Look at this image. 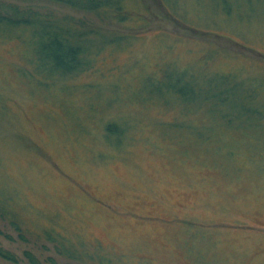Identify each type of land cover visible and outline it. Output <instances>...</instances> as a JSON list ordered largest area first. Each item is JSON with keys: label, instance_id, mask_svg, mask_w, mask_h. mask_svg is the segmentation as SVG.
I'll return each instance as SVG.
<instances>
[{"label": "rangeland", "instance_id": "374dc122", "mask_svg": "<svg viewBox=\"0 0 264 264\" xmlns=\"http://www.w3.org/2000/svg\"><path fill=\"white\" fill-rule=\"evenodd\" d=\"M26 1L117 37L99 48L96 36L92 70L63 79L31 71L29 50L0 38V247L16 259L0 264H29L26 251L72 262L46 232L107 264H264V167L241 158L248 145L264 155V126L222 119L238 103L264 114V0H124L120 24ZM179 72L240 87L209 112L156 88ZM110 122L122 129L111 143Z\"/></svg>", "mask_w": 264, "mask_h": 264}, {"label": "trees", "instance_id": "16d2710c", "mask_svg": "<svg viewBox=\"0 0 264 264\" xmlns=\"http://www.w3.org/2000/svg\"><path fill=\"white\" fill-rule=\"evenodd\" d=\"M26 0H0V38L17 41L29 50L31 56L27 59L31 71L45 72L49 77L58 79L76 77L92 70L91 45L96 36H102L96 45L106 47L115 41L114 34L101 31L96 26L69 19L50 13H43L34 8H22L16 2ZM62 4L75 10L96 13L109 19L113 23H122L129 19V11L124 5V0H46ZM179 72L173 82L158 84L157 89L166 88L177 95L183 103L206 101L210 103L209 112L223 110V105L235 95L238 82L229 81L230 75L222 73L208 74L201 78L194 76L185 77ZM171 78V77H170ZM250 102L255 97L252 88L245 91ZM199 114V113H197ZM196 114V115H197ZM202 114L197 115V125L202 124ZM225 123L238 128H253L264 126V114L257 107L248 103L237 104L230 113L222 112ZM193 120V119H192ZM201 120V122H199ZM104 137L109 142L117 141L122 135V129L113 122L105 124ZM235 138L241 136L233 133ZM244 135V134H243ZM241 140V139H240ZM109 142V143H111ZM250 146L248 145L247 148ZM260 147V146H258ZM238 154L247 163H259L264 167V155L261 151L250 153L247 149ZM45 240L52 243L57 254L72 261L69 264H107V256L96 254L83 249V245L70 243L60 233L46 232ZM0 256L15 261V256L0 247ZM29 264H40L38 259L30 252H24ZM86 258V259H85ZM95 260V262H94Z\"/></svg>", "mask_w": 264, "mask_h": 264}]
</instances>
